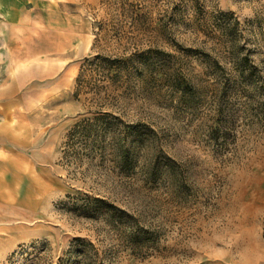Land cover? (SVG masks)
<instances>
[{"label":"rangeland","instance_id":"obj_1","mask_svg":"<svg viewBox=\"0 0 264 264\" xmlns=\"http://www.w3.org/2000/svg\"><path fill=\"white\" fill-rule=\"evenodd\" d=\"M58 6L22 40L0 264H264V0Z\"/></svg>","mask_w":264,"mask_h":264},{"label":"crops","instance_id":"obj_2","mask_svg":"<svg viewBox=\"0 0 264 264\" xmlns=\"http://www.w3.org/2000/svg\"><path fill=\"white\" fill-rule=\"evenodd\" d=\"M60 1V2H59ZM61 0H0V207L7 206L10 203V184L9 177L11 173V141L17 138L20 141V134L24 132V128L21 129V125L12 126V117L19 118L25 117V113L21 110L20 101V88L23 83L21 82L22 66L21 52H26L23 47V38L26 34V25L43 24V19L49 16H54V19L58 18L59 6ZM49 16V18H50ZM60 18L62 23H65L66 29L61 31H67V35L73 38L74 26H70L69 32V17L68 14L60 12ZM45 20L46 27L56 30H60L58 25H51L48 18ZM54 27V28H53ZM23 47V49H22ZM18 54V56L16 55ZM58 63V62H57ZM58 65L54 64V74H57ZM17 70V71H13ZM13 79L14 85H18L19 89L12 92L9 80ZM55 93V92H54ZM12 101L16 102L12 105ZM18 133L17 137L12 138V134ZM54 148V163L57 159V152ZM45 158L48 155L44 156ZM19 159V173L21 170V154L18 155ZM15 163V162H14ZM22 165L26 169V156L22 158ZM42 170L48 173L51 172V163L44 162L42 164ZM26 173V170L23 172ZM62 187H60L58 177L54 176V189L46 192V195H52L56 198ZM4 211V209H1Z\"/></svg>","mask_w":264,"mask_h":264},{"label":"trees","instance_id":"obj_3","mask_svg":"<svg viewBox=\"0 0 264 264\" xmlns=\"http://www.w3.org/2000/svg\"><path fill=\"white\" fill-rule=\"evenodd\" d=\"M97 202H99V203H101V204H104V213H105L106 215H109V214L112 213V211H113L112 206H110V205H108V204H105V202L102 201V200H97ZM77 241H81V240H80V239H77ZM84 251H86V250H84ZM84 251H80V252H84Z\"/></svg>","mask_w":264,"mask_h":264}]
</instances>
